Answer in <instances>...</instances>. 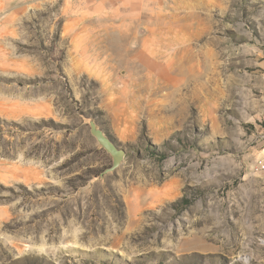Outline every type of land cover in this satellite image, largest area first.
<instances>
[{
  "label": "rangeland",
  "instance_id": "374dc122",
  "mask_svg": "<svg viewBox=\"0 0 264 264\" xmlns=\"http://www.w3.org/2000/svg\"><path fill=\"white\" fill-rule=\"evenodd\" d=\"M262 157L264 0H0V264H264Z\"/></svg>",
  "mask_w": 264,
  "mask_h": 264
},
{
  "label": "water",
  "instance_id": "95a60500",
  "mask_svg": "<svg viewBox=\"0 0 264 264\" xmlns=\"http://www.w3.org/2000/svg\"><path fill=\"white\" fill-rule=\"evenodd\" d=\"M90 134L95 138L96 142L112 157V164L106 167L98 175L102 178L105 174L114 171L123 161L125 151L118 148L116 144L108 137L102 129H100L94 118H87Z\"/></svg>",
  "mask_w": 264,
  "mask_h": 264
},
{
  "label": "built area",
  "instance_id": "2783aa9c",
  "mask_svg": "<svg viewBox=\"0 0 264 264\" xmlns=\"http://www.w3.org/2000/svg\"><path fill=\"white\" fill-rule=\"evenodd\" d=\"M257 167L258 168H264V157L258 159V161H257Z\"/></svg>",
  "mask_w": 264,
  "mask_h": 264
}]
</instances>
